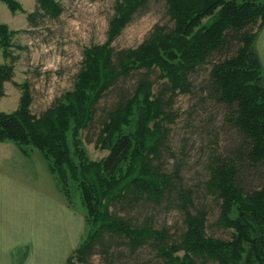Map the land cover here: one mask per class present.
<instances>
[{"label": "trees", "instance_id": "trees-1", "mask_svg": "<svg viewBox=\"0 0 264 264\" xmlns=\"http://www.w3.org/2000/svg\"><path fill=\"white\" fill-rule=\"evenodd\" d=\"M0 1L12 12L23 10L17 0ZM146 1H118L107 40L84 49L73 87L40 115L31 112L28 83L19 85L18 107L0 111V142L10 141L25 154L38 150L68 205L71 186L79 190L85 229L66 264L85 263L96 251L107 255L123 241L134 251L153 247L163 264H264V181L255 185L264 174V71L255 45L264 0H165L173 26L156 25L138 46L115 51L111 42ZM36 3L35 9L54 16L61 10L55 0ZM37 10L28 13L31 20ZM13 34L0 23L5 57ZM217 55L202 91L223 109L225 143L209 155L204 188L218 202L216 224L230 230L228 239L207 234L208 212L196 205L192 189L183 188L180 165L169 171L162 160L166 123L174 119L164 92H189L191 73ZM140 70L133 90L122 93L101 121L96 146L107 154L88 159L81 132L93 122L98 101ZM153 70L163 81L161 91L154 89ZM6 81H13V66L0 63V98ZM140 201L174 202L182 209L178 240L170 241L168 227L147 217L136 223L118 212Z\"/></svg>", "mask_w": 264, "mask_h": 264}, {"label": "rangeland", "instance_id": "rangeland-1", "mask_svg": "<svg viewBox=\"0 0 264 264\" xmlns=\"http://www.w3.org/2000/svg\"><path fill=\"white\" fill-rule=\"evenodd\" d=\"M55 1L61 8L56 16L42 9H35L36 0H17L23 10L16 12H12L3 4L4 13H0V23L6 24L14 34L8 48L9 57L3 55L4 49L0 47V63L13 66V81L4 83L0 111L11 112L18 107L22 94L19 85L24 83H28L31 92V112L37 116L65 91L71 89L82 64L84 49L107 40L109 25L119 0ZM34 10H37V14L31 20L28 13ZM173 23L167 13L165 0H147L113 39L111 46L115 51L134 48L156 25L171 28ZM235 45L232 47V53L235 51ZM218 59V55L213 56L206 64L191 73L192 84L189 92L172 93L170 90L164 92V97L169 99V108L174 113V119L166 123L168 135L162 160L163 167L169 171L173 170L176 164L180 165L183 188L192 189L196 205L206 208L208 212L207 234L215 238L228 239L231 236L230 230L216 224L220 211L218 202L207 194L204 188L208 175L206 166L209 155L217 153L219 149L223 150L225 143L223 109L213 104L202 91L211 63ZM142 73L144 71L140 70L120 79L117 85L112 86L98 101L93 122L81 132L82 146L88 159L99 160L107 154V150H101L96 146L101 121L122 93H130L133 90ZM149 75L154 81V89L161 91L163 81L158 78V70L151 71ZM217 146L221 148L218 149ZM29 150L41 161L42 156H39L41 154L38 150ZM42 160V165L44 163L47 166L43 158ZM263 181L264 174L255 185ZM58 195L62 199L65 198L59 189ZM71 198L70 206L74 211L73 239L78 245L85 229L84 209L80 192L73 185ZM125 208L127 209L123 210L118 207V212L136 223H142L147 217L154 226L168 227L170 241L178 240L184 230L182 209L174 202L140 201ZM121 243L112 244L107 255L96 251L85 263L77 264H109L107 259L114 263L127 261L138 264H163L153 247L144 245L134 251L126 246L125 241ZM118 253H121L119 258ZM197 264L216 263L207 260Z\"/></svg>", "mask_w": 264, "mask_h": 264}, {"label": "crops", "instance_id": "crops-1", "mask_svg": "<svg viewBox=\"0 0 264 264\" xmlns=\"http://www.w3.org/2000/svg\"><path fill=\"white\" fill-rule=\"evenodd\" d=\"M256 49L264 70V26ZM41 161L32 151L0 142V264H66L77 246L74 211Z\"/></svg>", "mask_w": 264, "mask_h": 264}]
</instances>
